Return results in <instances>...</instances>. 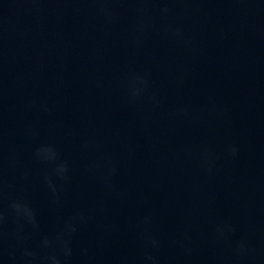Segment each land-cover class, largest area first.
I'll use <instances>...</instances> for the list:
<instances>
[{"label": "water", "instance_id": "water-1", "mask_svg": "<svg viewBox=\"0 0 264 264\" xmlns=\"http://www.w3.org/2000/svg\"><path fill=\"white\" fill-rule=\"evenodd\" d=\"M51 255L264 264V0H0V264Z\"/></svg>", "mask_w": 264, "mask_h": 264}, {"label": "clouds", "instance_id": "clouds-1", "mask_svg": "<svg viewBox=\"0 0 264 264\" xmlns=\"http://www.w3.org/2000/svg\"><path fill=\"white\" fill-rule=\"evenodd\" d=\"M101 11L104 12L106 15L111 16V13H109V12L107 11V9L104 8L103 6L101 7ZM167 11H168L167 7H163V8L161 9V12H163V13H167ZM145 28H146V24H145V22L141 19V20L139 21V23H138V31L143 32V31L145 30ZM166 31H171V32H173L174 34H176L177 36H179V35H180V32H181V30H180L179 27L172 28L171 26H169L168 29H166ZM136 79L140 81V84H141V85L146 84V81H144V79H143L142 77H137ZM142 90H143L142 87H136V88H134L133 91H132V96H133V97L137 96ZM154 102H156V101H154ZM178 111H180V112H185L186 110L183 109V108H181V109H178ZM227 152H228V154H229L230 156L235 157V156L237 155V148H236V146H235V145H229V146L227 147ZM57 171H58V174L62 175L63 172L65 171V165L60 164V165L58 166V168H57ZM112 171H114V169H113ZM13 207L19 212V210L21 209L22 206H21L19 203H14V204H13ZM24 212L29 216V218H31V212H30L29 209H27L26 206H24ZM145 219H147V218H145ZM216 230H217V232H218L220 235H223V233H224V228H223V227L217 226V229H216ZM66 231H68V232L75 231V225H73V224H68V225L66 226ZM56 239L60 242V244H61L62 247H63V255H64V257L67 258L68 256H70L72 250H71L70 247H68V245H67V241L64 240V239H63L62 237H60V236H58ZM152 243H153V245H155V244H156V241L153 240ZM42 244H43L44 246H48V245L50 244V241H49L47 238H45V239L42 241ZM237 248H238V250H239L240 252L245 251V246H244L243 243H239V244L237 245ZM25 254H26V255H29V256L32 255V253L29 252V251H27V250H25ZM48 259H49V261H50V264H61L60 259H58V257L55 256V255H51V256H49ZM147 259L150 260V261H152L153 264H155V258H154L153 256L148 255V256H147Z\"/></svg>", "mask_w": 264, "mask_h": 264}]
</instances>
